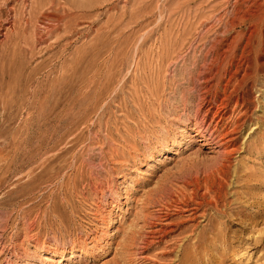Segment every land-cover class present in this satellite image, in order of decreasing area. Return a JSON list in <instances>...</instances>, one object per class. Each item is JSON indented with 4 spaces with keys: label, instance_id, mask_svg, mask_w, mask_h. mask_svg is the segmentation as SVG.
<instances>
[{
    "label": "rangeland",
    "instance_id": "obj_1",
    "mask_svg": "<svg viewBox=\"0 0 264 264\" xmlns=\"http://www.w3.org/2000/svg\"><path fill=\"white\" fill-rule=\"evenodd\" d=\"M246 1L0 0V264H264V0ZM199 103L235 151L180 137ZM154 227L150 262L130 257L126 233Z\"/></svg>",
    "mask_w": 264,
    "mask_h": 264
},
{
    "label": "bare ground",
    "instance_id": "obj_2",
    "mask_svg": "<svg viewBox=\"0 0 264 264\" xmlns=\"http://www.w3.org/2000/svg\"><path fill=\"white\" fill-rule=\"evenodd\" d=\"M249 1H253V0H248V2ZM255 1V0H254ZM247 2V1H246ZM247 2V3H248ZM245 3V2H244ZM257 3V2H256ZM262 4H264V2L262 3ZM226 14V13H225ZM243 65H244V61L242 62H237L236 63V65H235V71L234 72H232L231 73V75H229V80L226 82V84H225V90H226V87H228V85L230 84V82L232 81V79L233 78H237V77H239L240 75H239V73H241L242 72V74H241V78L243 79L244 77H245V74H246V71H247V69H248V66H249V62L247 61L246 62V64H245V67H243ZM230 72V71H229ZM226 73V72H225ZM239 75V76H238ZM220 77V76H219ZM223 77V76H222ZM241 79V80H242ZM235 80H237V79H235ZM234 80V81H235ZM243 81V80H242ZM211 86V85H210ZM216 86H217V84H216ZM231 86V85H230ZM193 89V88H192ZM226 93V92H225ZM214 95V94H213ZM238 96V95H237ZM225 97V96H224ZM228 97V96H227ZM226 97V98H227ZM231 97V96H230ZM241 98V97H240ZM230 99V98H229ZM228 99V100H229ZM243 99V98H242ZM256 100V99H255ZM250 101V100H249ZM248 101V103H251V101L249 102ZM208 102H210V100L208 101ZM213 102V101H212ZM221 102V101H220ZM237 102H239V100L237 101ZM237 102L235 101V109L236 108H238V106H239V108H240V110L242 111V110H244V109H248V108H246V105H247V101H245V100H242V102H240L239 104H237ZM202 103V102H201ZM222 107H223V105H222ZM221 107V108H222ZM195 110H197L196 111V113H194L195 115H194V117H192V119H189L188 120V122H187V125L189 126H185V125H183V127L186 129V131H187V133H185L184 135H182L183 133H184V131L182 130V128L179 126L178 128V130L180 131V137H183V136H186L187 135V138H189L190 139V141H191V143L192 142H195V140L197 139H199V141L198 142H200L201 143V145L204 147V146H206L205 148H207V147H209L208 149L210 150V152H213V153H223L224 151H226L225 149H227V147L228 148H231V150L232 151H235V149H234V147H235V145H236V143H237V141H236V138L238 137V133L240 132H237L236 131V129L234 130L233 129V131L232 132H227L226 134H220V133H218V130H217V128H218V124H217V122H220V120L223 118V115L222 114H218V112H216V111H214V109H212V104H210V105H206V104H200L199 103V105L196 107V109ZM245 111V110H244ZM247 112V111H246ZM226 115V114H225ZM245 116V115H244ZM241 117V116H240ZM244 118V117H243ZM243 118H242V120H243ZM247 118V117H246ZM217 119V120H216ZM223 120H224V118H223ZM187 121V120H186ZM241 121V120H240ZM223 123V122H222ZM240 123V122H239ZM243 123H245L244 121L241 123L242 124V126H243ZM229 124V123H228ZM221 126V125H220ZM240 127V126H239ZM189 128H191L190 130H189ZM241 128V127H240ZM221 131V130H220ZM225 133V132H224ZM240 134V133H239ZM237 136V137H236ZM186 138V139H187ZM184 139V138H183ZM196 140V141H197ZM213 142H215V145H214V147H212V141ZM189 141V142H190ZM209 141H210V143H209ZM223 150V152H221ZM228 152H230V151H228ZM176 155V154H175ZM227 156V155H226ZM182 158V157H181ZM173 206V205H172ZM201 207V206H200ZM180 209V208H179ZM178 209V210H179ZM185 210V209H184ZM182 213V212H181ZM163 214H165V213H163ZM156 217V216H155ZM169 217H170V215H169ZM141 220V219H140ZM162 222V221H161ZM165 222V221H164ZM151 223V222H150ZM145 225V224H144ZM148 225V224H147ZM161 225V224H160ZM162 226V225H161ZM165 226H167V225H165ZM164 226V227H165ZM168 226H169V224H168ZM149 227V226H148ZM155 229L154 230H152L151 232H150V234H151V236L149 237V241H147V239H146V241L147 242H145V243H142V244H144V245H137L134 241H135V236H136V230H134L135 228H131V230L128 232V234L126 233V235H125V237L121 240L122 241V243H123V241H125L123 244V247L122 248H126V250H128L129 252H130V250L131 251H133V253H131V254H128V255H131L130 257H134V259H135V257H137V259L139 258L141 261H143V262H150V259H149V257L147 256V254L146 253H148V251L150 250V248H152L153 246H155L156 244H155V237L156 236H154V235H160L161 237H165V233H166V230H164V228L163 227H161V228H156V227H154ZM173 228V227H172ZM149 229V228H148ZM152 229V228H151ZM169 229V228H168ZM173 230V229H172ZM124 231V230H123ZM127 231V230H126ZM149 232V231H148ZM168 232V231H167ZM123 235V234H122ZM139 235V234H138ZM141 235V234H140ZM159 237V236H158ZM122 238V237H121ZM138 239V238H137ZM165 239V238H164ZM162 240V239H161ZM165 241V240H164ZM222 242V241H221ZM122 243H118V245L119 246H121L122 245ZM158 244V243H157ZM136 245V246H135ZM139 246V247H138ZM119 249H120V247H119ZM133 249V250H132ZM121 250V249H120ZM124 250L125 249H123L122 250V252H124ZM119 251V250H118ZM126 252V251H125ZM128 252V253H129ZM135 252V253H134ZM134 254V255H133ZM226 254V253H225ZM117 255H120L119 254V252L117 253ZM125 256V255H127V254H123L122 253V255L121 256ZM165 255V254H164ZM54 256V255H53ZM121 256H119V257H121ZM112 259H114L113 257H111ZM117 258V257H116ZM122 258V257H121ZM119 259V260H124V257L122 258V259ZM128 258H129V256H128ZM126 259H127V257H126ZM133 259V260H134ZM152 260V259H151ZM188 259H187V263H188ZM191 261H192V259L189 261L190 263H191ZM115 261H113V263H114ZM117 262H118V260H117ZM116 262V263H117ZM125 261H123V263H124ZM130 262H131V260H130ZM154 263H155V261H154ZM115 264V263H114ZM137 264V263H136ZM184 264H186V263H184Z\"/></svg>",
    "mask_w": 264,
    "mask_h": 264
}]
</instances>
